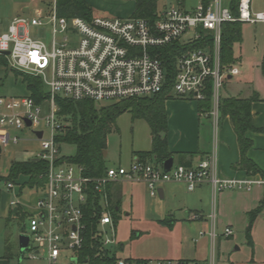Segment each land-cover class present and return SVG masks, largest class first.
Wrapping results in <instances>:
<instances>
[{"label":"built area","instance_id":"2783aa9c","mask_svg":"<svg viewBox=\"0 0 264 264\" xmlns=\"http://www.w3.org/2000/svg\"><path fill=\"white\" fill-rule=\"evenodd\" d=\"M230 1L198 0L189 10L178 6L163 8L157 11L155 20L149 22L132 16L68 18L58 14L56 0H52L46 9L35 5L28 8L26 14L13 17L7 30L0 32V50L9 52L6 57L11 66L39 77L48 95L41 103L49 102L48 114L40 117L41 103H36L30 95L0 96V147L19 142V137L11 135V128L25 133L30 131L40 146L33 158L47 165L40 175L45 178L42 186L30 188L23 185L21 177L5 181V188L14 192L15 198L10 201L14 214L22 211L28 222L27 232L23 234L28 235L29 241L23 256L32 260L43 257L48 264L78 262L77 251L82 246L84 230L82 207L88 192L93 188L101 194L106 207V187L120 178L144 183L152 197L158 196L162 183L171 181L185 183L188 191L207 183L214 194L228 189L249 190L254 184L264 185V179L234 180L218 176L214 155L195 166L173 164L166 172L162 166L157 167L134 155L128 168L111 166L103 176L88 177L82 167L60 161V145L55 140L64 126L57 115L55 98L58 95L72 100L112 102L157 94L165 80L161 61L155 56L158 48L177 40L180 42L189 31L190 38L182 44L198 40L209 32L212 45L211 48L187 50L177 56L172 94L198 102L209 94L211 107L205 114L211 116L217 126L220 89L230 77L239 73L234 65L227 69L220 66L221 25L235 21L264 24V11L253 12L252 0H238L237 16L230 11ZM29 26L39 29L38 37L31 36ZM40 121L50 130L46 137L44 130L39 128ZM36 131L42 132L40 138ZM24 186L34 191L29 207L20 198ZM190 219L198 220L200 214L191 213ZM113 225L105 208L98 224L105 247L116 244L114 235L107 238L102 230ZM203 234L199 232L200 236ZM208 234L212 239L216 237L214 229ZM222 235H232V229L226 227ZM116 264H213V260L119 257Z\"/></svg>","mask_w":264,"mask_h":264},{"label":"rangeland","instance_id":"374dc122","mask_svg":"<svg viewBox=\"0 0 264 264\" xmlns=\"http://www.w3.org/2000/svg\"><path fill=\"white\" fill-rule=\"evenodd\" d=\"M52 0H37L33 3L28 2L29 7L35 5L46 9L47 3L51 4ZM57 1V0H56ZM157 11L169 7H181V9H193L198 0H155ZM91 7L92 14L109 18H126L129 17L135 7V0H85ZM253 12L264 9V0H252ZM6 14V15H5ZM10 17V16H9ZM11 21V20H10ZM8 19V10L0 12V32H5L10 23ZM256 32H253V29ZM29 32L32 37H38L39 29L29 26ZM42 35V33H40ZM191 36L189 31L180 38V42L185 43ZM46 37L45 34L43 36ZM241 42L233 46V54L238 57L235 66L239 69L240 74L233 77V80L226 89L223 86L220 89V95H233L239 90L246 89L247 84L264 91V75L261 72L260 63L264 53V24L243 23L241 27ZM20 71L11 66L6 58V65L0 64V96H26L29 95L24 83L21 81ZM25 73V72H23ZM28 74V73H26ZM34 76L32 74H28ZM57 97H63L58 95ZM109 102H99L98 105H106ZM57 106V105H56ZM58 110V108H57ZM49 112V102L41 103L39 116L44 117ZM65 126L67 122L59 118ZM39 128L44 130V136L50 134L49 128L40 121ZM12 136L20 138L18 143L9 142L6 146L0 147V177H7L10 164L13 160H24L33 158L40 149L39 141L28 131L11 128ZM60 156H70L74 153L75 148L70 144H59ZM151 149L150 129L146 121L142 118H133L131 113L126 111L120 114L115 121L114 128L107 135L106 146V164L108 166H122L128 168L133 158L134 151H148ZM155 165V161H150ZM160 167L159 165H156ZM23 178V177H21ZM2 179V178H1ZM144 184V183H143ZM165 184L163 183V186ZM135 187L136 196L133 199L129 197V189ZM114 191L120 198V217L112 226L103 227V234L107 238H113L116 244L111 247L118 257L132 260L144 259H176L178 258L177 250L181 243V221H185V212L181 209L168 211L170 205L162 201L158 196H150L146 185L130 183L125 178H120L114 184ZM262 191V187L253 186L248 192L247 197L234 199L227 198L221 200L219 215L217 216L216 233L220 239V258L218 264H230L237 259H248L252 256H264V207L257 214L251 227L249 235L251 243L247 239V226L249 224L248 213H242L243 209L251 205L250 199L257 196ZM33 189L24 186L20 198L28 203L31 202ZM223 194L229 192H242L238 189H228L221 191ZM13 191L5 188V181L0 180V211L4 204L7 203L9 196L14 199ZM259 195V194H258ZM244 201L245 206L241 208L236 203ZM255 204V203H254ZM260 205L259 200L254 209ZM252 208V209H253ZM241 209V211H240ZM251 209V208H249ZM105 210V206H103ZM175 217V225L172 226L161 219ZM227 217H232L235 222L232 223V233L230 237L223 236L227 222ZM27 220L15 219L4 226V220L0 217V227L3 234L7 232L9 243L12 249V257L9 264H48L43 258L29 259L26 256H20L16 251L17 235L22 229L27 232ZM244 224V225H243ZM206 231L210 232V229ZM123 244V250L119 244ZM199 243L197 244V247ZM209 247V246H208ZM110 248V247H109ZM16 252V253H15ZM67 264V263H66ZM71 264H86L85 262H76Z\"/></svg>","mask_w":264,"mask_h":264},{"label":"trees","instance_id":"16d2710c","mask_svg":"<svg viewBox=\"0 0 264 264\" xmlns=\"http://www.w3.org/2000/svg\"><path fill=\"white\" fill-rule=\"evenodd\" d=\"M238 0H231L230 11L237 16ZM57 12L64 17H82L90 20L96 15L92 14L91 7L85 0H57ZM157 8L155 0H135V7L132 17L144 18L153 22L156 18ZM242 22H224L221 25L220 41V66L222 69L232 67L236 58L233 54L235 43L241 42ZM212 45L211 33L191 43L182 44L174 41L171 44L158 48L156 57L161 61L164 70V86L162 90L151 96H144L134 99H123L112 101L106 105H98L93 100H72L64 97H56L57 115L67 122L55 136L59 144L73 145L75 151L70 156H62L60 161L74 164L83 168L84 175L88 177H99L106 173L109 167L103 156V151L107 146V135L114 128L116 118L123 112H130L133 118H142L146 121L150 129L151 149L148 151H134L133 155L144 161H155L156 165L171 156L168 151L166 141L167 120L164 107L165 100L172 94L175 80V63L177 56L181 53L195 48L209 47ZM6 56L0 54V64L6 65ZM261 72L264 75V55L260 63ZM21 81L24 83L28 94L36 103H41L48 97L41 79L23 72ZM257 93H253L249 98L221 97L219 100V112L221 116H228L237 137L240 150V162L237 167L244 169L248 174L263 172L258 166L247 157L246 152L252 145L251 139L246 136L250 130H254L251 123V103L258 100ZM211 107V97L208 94L205 100L198 102V110L201 113L209 112ZM264 131V129H261ZM184 159V156H181ZM46 163L42 160L27 158L24 160H13L9 167L7 177H0V180L11 181L23 177V185L30 188L42 186L45 178L40 176L46 169ZM264 177V176H263ZM2 178V179H1ZM25 178V179H24ZM114 184L109 183L106 187L107 206L113 224L120 217V199ZM264 207V197L260 205L248 212L249 224L247 226V239L251 243L249 232L254 220L260 210ZM103 211L102 195L93 188L89 190L86 203L82 207L83 212V243L77 251L78 261L86 264H116L119 258L113 249L103 246L101 236L98 232L99 218Z\"/></svg>","mask_w":264,"mask_h":264},{"label":"crops","instance_id":"0c3cea01","mask_svg":"<svg viewBox=\"0 0 264 264\" xmlns=\"http://www.w3.org/2000/svg\"><path fill=\"white\" fill-rule=\"evenodd\" d=\"M29 1L30 0H0V12H2L3 8L8 10V19L10 21L13 17L28 12V8H30L28 4ZM259 11H264V9ZM253 32H256L255 28ZM234 57L236 61H238L239 58L236 56ZM236 61L233 64L234 66ZM238 74H240V71ZM234 76L230 77L224 83L225 89L227 85L231 83ZM253 93H257L259 99L251 103V123L254 130H250L246 133V136L252 141V145L247 150L246 155L264 174V131H261V129H264V91L262 92L260 89L251 86V84H247L246 89L242 91L239 90L233 95H223L221 97L249 98ZM164 107L167 120V147L173 157L174 165L185 164L187 166H195L200 161L214 155L217 174L222 178L234 180H243L250 177L264 179V175L260 173L248 174L244 169L237 167V164L240 162V150L236 134L228 116H221L219 112V121L217 126H215L211 116L201 113L198 110V101L178 97L174 94H171V96L165 100ZM181 156H184V159H181ZM127 181L145 185L142 182ZM164 184L163 186L162 183L159 187L162 189V198L158 197L170 205L168 211L171 212L173 209L181 211L182 209L186 214L185 221H181L182 239L176 253L178 258L197 260L200 262H207L212 259L213 264H218L220 258L221 237L216 233V227L221 200L227 198H233L234 200L244 196L249 198L248 192L252 190L253 186H260L262 187V191L257 193V196L250 199V202H252L251 205L247 206L242 211V213H248L254 209L252 206H256V202L258 200L260 202L264 197V185L257 184L252 185L249 190L238 189L242 192H229L225 194H223V192L214 194L210 185L207 183L198 184L192 191H188L186 184L183 182L171 181L165 182ZM133 189H135L134 186L129 189V197L131 199L137 197ZM11 199L12 198L9 196L7 203L4 204L0 211V217L3 218L5 227L15 219H26V215L22 211L16 215L14 214V208L10 206ZM236 203L237 200L235 201V207ZM237 204L239 207L241 206V208L245 206L244 201ZM191 213L200 214V219H190ZM212 215H214V218ZM175 220V217H171L168 219H161L160 221H165L173 228ZM226 220L228 223L225 228L228 227L232 229L231 222H235V220L232 217H227ZM207 229H210V231L214 229L216 233L214 239L209 236V232L206 231ZM200 231L204 232L201 236L199 235ZM24 232L25 231L22 229L17 235L16 251H18V253V236ZM198 243L199 246L197 247ZM121 244H119V247L123 250L124 245L122 244L121 247ZM12 255L13 253L8 234L7 232L3 234L0 227V264H9ZM230 264H264V256L237 259Z\"/></svg>","mask_w":264,"mask_h":264},{"label":"water","instance_id":"95a60500","mask_svg":"<svg viewBox=\"0 0 264 264\" xmlns=\"http://www.w3.org/2000/svg\"><path fill=\"white\" fill-rule=\"evenodd\" d=\"M0 54L1 55H4V56H7L9 54V52L8 51H2V50H0ZM26 123H27V125L30 124L29 121H27ZM35 134H36V136L38 138H40L41 135H42V132L41 131H36ZM103 156L104 157L106 156V150L103 151ZM172 165H173V157L170 156L169 158L165 159L162 162V169H163V171L164 172L169 171L171 169ZM158 196L160 198H162V189L161 188L158 189ZM28 241H29V237H28L27 234H23L22 233V234H20L18 236L19 254H20L21 257L23 256V254L25 253V251H26V249L28 247ZM121 247H122V244H121Z\"/></svg>","mask_w":264,"mask_h":264}]
</instances>
